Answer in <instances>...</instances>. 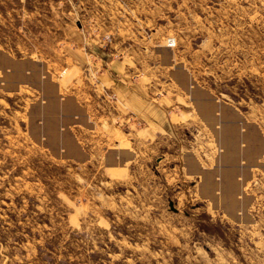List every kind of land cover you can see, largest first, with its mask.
Instances as JSON below:
<instances>
[{
    "label": "rangeland",
    "instance_id": "374dc122",
    "mask_svg": "<svg viewBox=\"0 0 264 264\" xmlns=\"http://www.w3.org/2000/svg\"><path fill=\"white\" fill-rule=\"evenodd\" d=\"M144 34L191 88L130 133L54 116ZM0 264H264V0H0Z\"/></svg>",
    "mask_w": 264,
    "mask_h": 264
},
{
    "label": "crops",
    "instance_id": "0c3cea01",
    "mask_svg": "<svg viewBox=\"0 0 264 264\" xmlns=\"http://www.w3.org/2000/svg\"><path fill=\"white\" fill-rule=\"evenodd\" d=\"M142 36L146 37L145 34ZM121 40L113 38L111 50L108 48L104 50V40L100 43V65L110 59L112 53H117L120 57L117 59L113 58L110 63V71L102 72L99 78L102 83L112 86L116 91L117 97L120 100V102L117 101V105L120 107L121 112L127 109L133 110L146 123L147 120L155 117L154 108H158L160 112L163 109L165 110L164 105L161 107L153 99L160 98L163 94L171 92L173 96H169L168 99L175 102L176 97L174 98V95L178 93L176 82L184 84L186 88L192 87V83L189 80L190 73L183 63L178 64L175 61L172 49H168V52H166L159 43L155 44L154 47L151 39L147 40V38L139 43V46H134L132 42L124 45V40ZM135 44L138 43L136 42ZM166 45L169 46L168 44ZM123 61L125 62L121 63ZM166 62L169 63L166 64ZM132 74L137 75L133 81L129 79V76ZM116 76H120L121 79L116 80ZM166 81H168L167 87L164 85ZM156 93H159L158 97L149 98V96ZM194 95L197 97L196 93ZM196 97V106H200L207 101L202 97L203 101L200 102ZM106 104L108 103L106 102ZM88 106V103L82 104L81 100L74 96L69 97L63 103V108L60 107L59 109L55 107L52 112L55 117L61 116L75 119L83 117L84 114L87 116V112L90 110ZM106 108L107 106H104V108L100 107V113L102 112L101 114H104V118L108 120H112L115 113L120 112V110L114 107L111 109ZM237 166L240 167V164L237 163ZM224 174L231 175L228 169H226Z\"/></svg>",
    "mask_w": 264,
    "mask_h": 264
},
{
    "label": "built area",
    "instance_id": "2783aa9c",
    "mask_svg": "<svg viewBox=\"0 0 264 264\" xmlns=\"http://www.w3.org/2000/svg\"><path fill=\"white\" fill-rule=\"evenodd\" d=\"M167 42L169 45L175 44L174 38L171 37L168 38ZM119 57H120L119 54L112 53L111 58L104 61L103 64L100 65V67L94 66L89 63L84 66H80L79 73L76 74L78 76V80L80 79V81H78L77 84V85L80 84L77 87V91L79 92L80 97L76 96V94L75 97H78L81 100V103L83 104L85 103V101H87V95H83V93L86 92L85 88L89 89L90 91H94L95 95L97 97H100V99L97 101V104L89 107L90 110L89 112H87V117L94 118L96 116H103L104 114H101L102 112L100 113V107L104 108V106H107L106 109H111L112 107L117 108L118 110H120V112L115 113L114 116L115 123H117V125L120 126L121 128L129 129L128 132L130 133L138 128H141L145 124L144 120L133 110L127 109L126 111L121 112L120 107L117 105V101L120 102V100L117 97L116 91L113 89L112 86L102 83L99 78V75L102 72L110 71L111 60H113V58H119ZM71 71H72V66L71 67L65 66L60 69V72H58V76L66 77ZM136 76H137L136 74H132L129 76V79L133 81ZM115 79L120 80L121 78L120 76H116ZM75 82H77V80H75ZM73 86H74V82H71V85L65 87V91H70V89L73 92L74 90L76 91V88ZM161 89L160 91L163 92ZM158 95L159 93H156L155 97H158ZM149 98H153V95L149 96ZM106 102L108 104H106ZM77 138L81 144L86 143L87 141L86 140L87 137H85L84 131L83 132L77 131Z\"/></svg>",
    "mask_w": 264,
    "mask_h": 264
}]
</instances>
